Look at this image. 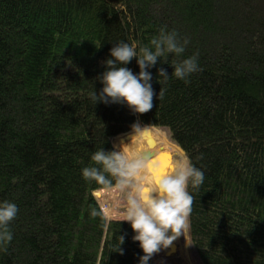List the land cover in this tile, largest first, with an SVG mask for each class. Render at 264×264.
I'll return each mask as SVG.
<instances>
[{
    "label": "trees",
    "instance_id": "16d2710c",
    "mask_svg": "<svg viewBox=\"0 0 264 264\" xmlns=\"http://www.w3.org/2000/svg\"><path fill=\"white\" fill-rule=\"evenodd\" d=\"M163 26L189 41L148 69L163 99L144 114L94 104L115 43L149 45ZM197 52L189 83L171 76ZM134 123L166 130L205 174L189 187L199 264H264V0H0V202L19 209L0 264H139L129 223L107 221L81 175Z\"/></svg>",
    "mask_w": 264,
    "mask_h": 264
},
{
    "label": "clouds",
    "instance_id": "9594fccd",
    "mask_svg": "<svg viewBox=\"0 0 264 264\" xmlns=\"http://www.w3.org/2000/svg\"><path fill=\"white\" fill-rule=\"evenodd\" d=\"M188 43L187 38H181L177 31H169L166 26L159 29V34L151 39L149 45L141 46L125 41L115 43L110 49V58L103 61L105 71L98 77L103 87L99 93L93 88L89 93L91 101L94 104L122 103L133 113H147L154 106V96L163 99L165 92L162 87L158 94L154 92L151 84L153 77L148 69L157 64L158 58L162 63H168L166 59H161L168 54L183 56ZM198 57L197 52L170 63L173 69L171 76L189 83L188 78L202 70ZM133 58H136L139 68L136 74L123 66ZM169 78L164 68L157 70V82L160 85L166 84ZM148 127L134 123L132 132L134 135L143 134ZM124 135L127 134L120 136ZM134 135L130 137V142ZM130 142L121 143L118 147L114 145L112 151H105L102 147L97 149L91 156L92 165L84 167L81 175L106 192L118 191L124 194L126 203L122 221L129 223L135 233L132 239L139 243L143 252L139 264H148L153 255L170 249L181 236L186 241L195 201L189 187L199 189L204 183L205 174L192 163V159L179 145L168 166L160 169L150 149L141 144L132 150ZM149 174L152 176L151 183L147 179ZM93 196L95 198L97 192ZM100 210L104 216L105 209ZM18 211L15 203L7 200L0 202V246L6 247L12 241L10 225ZM90 214L95 217L98 212L92 209ZM123 243L124 237L120 236L115 250L120 254H123V249L119 246Z\"/></svg>",
    "mask_w": 264,
    "mask_h": 264
},
{
    "label": "rangeland",
    "instance_id": "374dc122",
    "mask_svg": "<svg viewBox=\"0 0 264 264\" xmlns=\"http://www.w3.org/2000/svg\"><path fill=\"white\" fill-rule=\"evenodd\" d=\"M155 130L159 132L162 135V137L165 138L170 145L174 147L177 146L171 141L170 136L166 130L160 129V128H155ZM119 136H116V137H119ZM116 137L112 138L113 148H114V145L117 146L116 142H113L116 140L115 139ZM162 137L158 138V140L160 141H159V144H157L158 152L155 151L156 157L160 154H162L164 157L166 156L167 153L169 157L170 156L172 157L175 154V149L169 148L162 141ZM129 147L132 150H134L135 149L134 143L130 144ZM98 191H96L98 202H100L101 205L102 204L106 205L105 213L106 215H108L109 217L108 219L111 218V219H117V220L122 221L124 219L123 214H124L125 203H126L124 194L118 191H109V192H106L105 190H98ZM186 242L188 244H186ZM166 256H170V257H166ZM151 259L153 261V264H199L196 256L194 255L192 251L188 232L186 234V241H185V238L181 236L176 241H174L173 246L170 249L162 250L158 254L153 255Z\"/></svg>",
    "mask_w": 264,
    "mask_h": 264
},
{
    "label": "bare ground",
    "instance_id": "6f19581e",
    "mask_svg": "<svg viewBox=\"0 0 264 264\" xmlns=\"http://www.w3.org/2000/svg\"><path fill=\"white\" fill-rule=\"evenodd\" d=\"M155 133H156L155 130L154 131L150 130L149 134H146V132H145L143 134L137 133L136 135H134V133L131 132L127 135L116 137L115 138L116 140L113 142H116L117 146H119L121 143L127 144L130 142V137L132 135H134L131 139L130 144L134 143L135 149L139 145L143 144L146 148L150 149L152 152H155V151H157V146H158L157 144H159V141H160V140H158V138H160V137L158 135H156ZM161 155L162 154L159 155V159L157 160L158 166L160 169H165L169 164L171 156L169 157L168 153L164 157H163V155L162 156ZM155 156H156V152H155ZM161 158H166V159H161ZM162 165H166V166H162ZM103 208L105 209L106 205H103Z\"/></svg>",
    "mask_w": 264,
    "mask_h": 264
},
{
    "label": "water",
    "instance_id": "95a60500",
    "mask_svg": "<svg viewBox=\"0 0 264 264\" xmlns=\"http://www.w3.org/2000/svg\"><path fill=\"white\" fill-rule=\"evenodd\" d=\"M141 126V125H140ZM150 130H155V128L154 127H148L143 133H145L146 132V134H149V131ZM131 133V132H130ZM129 134V133H128ZM154 155H155V152H152Z\"/></svg>",
    "mask_w": 264,
    "mask_h": 264
},
{
    "label": "flooded vegetation",
    "instance_id": "af4514ba",
    "mask_svg": "<svg viewBox=\"0 0 264 264\" xmlns=\"http://www.w3.org/2000/svg\"><path fill=\"white\" fill-rule=\"evenodd\" d=\"M147 179H148V182L151 183V180H152V176H151V174L148 175ZM169 257H170V256H169Z\"/></svg>",
    "mask_w": 264,
    "mask_h": 264
},
{
    "label": "crops",
    "instance_id": "0c3cea01",
    "mask_svg": "<svg viewBox=\"0 0 264 264\" xmlns=\"http://www.w3.org/2000/svg\"><path fill=\"white\" fill-rule=\"evenodd\" d=\"M156 132V131H155ZM156 135H158L157 133H155ZM159 137H161L160 135H158ZM163 141V140H162ZM167 145V144H166ZM169 148H171L169 145H167ZM171 149H173V148H171ZM158 152V151H157ZM156 157V156H155ZM157 158V160L159 159V155L156 157Z\"/></svg>",
    "mask_w": 264,
    "mask_h": 264
},
{
    "label": "snow or ice",
    "instance_id": "6c2138e0",
    "mask_svg": "<svg viewBox=\"0 0 264 264\" xmlns=\"http://www.w3.org/2000/svg\"><path fill=\"white\" fill-rule=\"evenodd\" d=\"M161 159H166V158H161ZM162 166H166V165H162Z\"/></svg>",
    "mask_w": 264,
    "mask_h": 264
},
{
    "label": "built area",
    "instance_id": "2783aa9c",
    "mask_svg": "<svg viewBox=\"0 0 264 264\" xmlns=\"http://www.w3.org/2000/svg\"><path fill=\"white\" fill-rule=\"evenodd\" d=\"M103 210H104V208H103Z\"/></svg>",
    "mask_w": 264,
    "mask_h": 264
}]
</instances>
